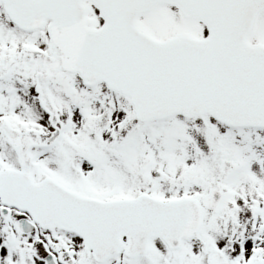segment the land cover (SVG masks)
Wrapping results in <instances>:
<instances>
[{
  "label": "snow or ice",
  "instance_id": "6c2138e0",
  "mask_svg": "<svg viewBox=\"0 0 264 264\" xmlns=\"http://www.w3.org/2000/svg\"><path fill=\"white\" fill-rule=\"evenodd\" d=\"M0 264H264V0H0Z\"/></svg>",
  "mask_w": 264,
  "mask_h": 264
}]
</instances>
